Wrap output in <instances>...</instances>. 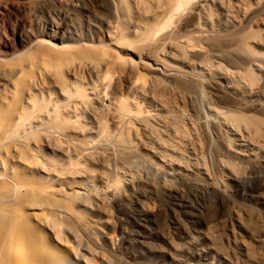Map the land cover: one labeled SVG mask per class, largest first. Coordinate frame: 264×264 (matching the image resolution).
I'll return each mask as SVG.
<instances>
[{
    "label": "bare ground",
    "instance_id": "1",
    "mask_svg": "<svg viewBox=\"0 0 264 264\" xmlns=\"http://www.w3.org/2000/svg\"><path fill=\"white\" fill-rule=\"evenodd\" d=\"M20 1L0 53V264H69L42 232L50 241H62L61 229L75 234L84 223L78 206L111 218L114 205L141 221L145 210H130L128 197L155 199L146 211L155 219L197 212L210 235L228 208L252 241L264 240L262 219L236 205L245 195L264 201V0H40L39 11L61 17L51 32L32 29L38 15ZM82 19L96 37L77 32ZM14 41L26 50L12 55ZM131 158L154 189L97 187L82 166L109 170ZM98 178L108 181L105 171ZM27 198L39 217L20 213ZM244 249L260 264V250Z\"/></svg>",
    "mask_w": 264,
    "mask_h": 264
},
{
    "label": "rangeland",
    "instance_id": "2",
    "mask_svg": "<svg viewBox=\"0 0 264 264\" xmlns=\"http://www.w3.org/2000/svg\"><path fill=\"white\" fill-rule=\"evenodd\" d=\"M5 1H8V4L12 7L8 9L0 7V53H2L1 43L4 42V39L6 38L8 43L11 42V38L5 28L6 23L8 21L13 23L16 17L20 16V13L14 9L15 5L21 3V1ZM26 1H28L29 7H27L25 12H31L33 15L35 12V15H38V21L35 25L32 24V29L37 31H45L46 29L47 32H51L49 30L50 25L57 23L58 19L59 21L61 20L57 12H54L53 9H48L49 14L43 9L39 11L40 0H25L24 2ZM67 5L68 13L75 14L77 12L79 14L77 9L71 7L73 3H68ZM50 16H53L54 19H51ZM78 24V33L93 38L97 36V30L90 27V19L88 21L82 19ZM68 30L71 33L73 32L72 29ZM25 50L24 46H20L17 44V41H14V51L11 54L15 55ZM20 97H23V95ZM99 102L102 109L105 104L107 105L104 98H101ZM36 145L42 154L49 159L54 157L60 163L62 162L63 154L60 151L57 152L52 147L45 146L42 141H38ZM140 154L143 158L150 157L143 151ZM0 156L5 158L4 154ZM111 158L113 159V156ZM115 159L116 157H114ZM7 164L16 165V162L12 163L11 159H8ZM82 166L85 167V170H90V173L94 175L93 177L88 176L86 178L90 177V181L93 182L92 185L97 187L105 186L107 183L115 181L126 188L125 194H130L132 187L150 190L154 189L156 185V180L147 175L140 159H128L122 166L110 163L109 170L102 167L101 163L91 164L84 162ZM126 167L130 168L131 171L126 170ZM102 171H105L108 175V181L104 183L100 182L98 178V174ZM135 176H140L141 181L132 180V183L128 182L131 177ZM75 178V183H78L77 186L85 181V177L79 175ZM67 183L74 184V180L68 179ZM245 191H248V186L243 189V192ZM236 200V205L246 214L259 217L264 222V201L261 198L245 195L243 200H239L238 198ZM108 201L111 203L110 198H108ZM31 203L32 199H25L19 205V211L26 218H37L41 215V211L40 209L37 211L31 209ZM126 204H128L130 210L136 208L144 209L145 218L134 222V220H131V214L126 213L121 207L114 205H112V208L110 207L111 210L109 209L111 218L93 209L84 210L83 207L78 206L76 208L82 212L84 218L82 221L84 223L81 226L75 227V234L70 229H61L60 235L62 236V241L57 238L54 241H50L48 230H44L45 232H42V234L48 246L53 245L56 247L58 253L66 257L69 264H242L243 259L250 264H254L248 258L247 251L244 249L245 246L248 248V245L253 247L255 251L258 250L257 252L260 250L262 255L259 253L258 258H263L262 260L260 259V264H264V240L252 241L250 235L237 226V219L226 215L228 208L225 209L226 214L224 213L223 221L219 223V227L216 230L217 233L210 235L202 228L201 219L203 217H199V213L193 210L191 212H195L196 215L189 214L187 209H184L183 212L182 209L178 220L177 218L175 220V217L168 211H164L165 213L162 212L157 217L159 218L158 221L156 220L157 218L152 217L150 212H146L149 210L148 208L160 205L155 199L140 197L138 199H129L128 197ZM123 207L125 208V205ZM164 208V210H167L169 206L165 205ZM160 223L162 224L160 225ZM186 227L190 228L189 231ZM251 228L250 233L252 237V234H255L261 227L257 225L256 227L251 226ZM37 233L41 235V232L37 231ZM237 257L239 259H236Z\"/></svg>",
    "mask_w": 264,
    "mask_h": 264
}]
</instances>
